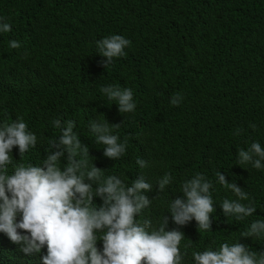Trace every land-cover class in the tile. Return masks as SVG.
<instances>
[{
	"label": "trees",
	"instance_id": "trees-1",
	"mask_svg": "<svg viewBox=\"0 0 264 264\" xmlns=\"http://www.w3.org/2000/svg\"><path fill=\"white\" fill-rule=\"evenodd\" d=\"M0 17L12 29L0 32V127L23 119L37 136L11 167L52 150L61 135L54 120L74 121L89 167L101 168L105 179L115 175L131 186L138 177L171 175L163 191L148 196L153 219L170 209L171 197L186 199L181 185L197 173L212 182L211 228L198 229L195 219L184 225L181 264L225 242L245 244L257 258L264 253V235L242 237L264 220V168L237 163L239 149L253 142L264 148V0H0ZM115 34L131 45L105 68L97 41ZM12 40L20 47L11 48ZM105 86L132 89L135 110L120 113L101 92ZM177 94L179 106L170 103ZM93 122H108L118 142H127L120 158L104 156ZM218 172L248 193L240 202L256 208L252 216H225L223 200L238 198ZM0 236V264H35L33 254Z\"/></svg>",
	"mask_w": 264,
	"mask_h": 264
},
{
	"label": "clouds",
	"instance_id": "clouds-1",
	"mask_svg": "<svg viewBox=\"0 0 264 264\" xmlns=\"http://www.w3.org/2000/svg\"><path fill=\"white\" fill-rule=\"evenodd\" d=\"M3 19L0 17V21ZM11 30L9 23H0V32ZM130 45V40L118 34L98 40V53L107 58L102 61L103 66L107 68L114 58L125 56V48ZM9 46L16 49L20 43L12 40ZM101 92L118 103L120 113L132 112L137 106L130 88L105 86ZM182 99L177 94L170 103L179 106ZM53 124L61 135L50 142L52 150L26 164H20L18 158L12 167L19 153L35 147L37 136L23 119L0 127V232L20 245L25 255L33 254L35 264H181L184 225L195 219L198 229L211 228V214L215 211L212 182L197 173L181 185L186 199L171 197L170 209L153 219L148 196L150 192L163 191L172 182L170 174L155 181L138 177L131 186L115 175L105 179L101 168L94 164L89 167V149L73 131L75 122L62 124L56 119ZM91 130L96 142L105 146L104 156L115 160L125 153L127 142H118L119 137L112 134L108 122H93ZM65 152L67 163L61 167ZM261 161L264 148L259 142H253L248 150H238L240 165L251 163L261 169ZM136 163L140 168L147 167L143 159ZM217 176L219 183L238 198L223 200L225 216H234L237 221L252 216L256 208L240 202L249 198L248 193L221 172ZM94 197H100L102 204L96 206ZM262 235L264 220H257L242 237ZM192 255L195 264H264V253L257 258L240 242H225L216 250Z\"/></svg>",
	"mask_w": 264,
	"mask_h": 264
}]
</instances>
